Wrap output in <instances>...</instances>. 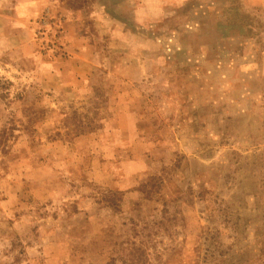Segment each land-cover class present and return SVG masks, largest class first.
Masks as SVG:
<instances>
[{"label": "rangeland", "instance_id": "rangeland-1", "mask_svg": "<svg viewBox=\"0 0 264 264\" xmlns=\"http://www.w3.org/2000/svg\"><path fill=\"white\" fill-rule=\"evenodd\" d=\"M0 264H264V0H0Z\"/></svg>", "mask_w": 264, "mask_h": 264}]
</instances>
